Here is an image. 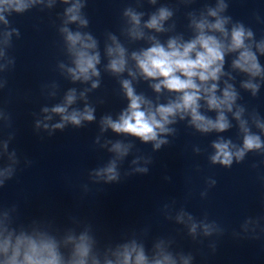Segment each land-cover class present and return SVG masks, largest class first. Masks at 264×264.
Returning <instances> with one entry per match:
<instances>
[{"label":"clouds","instance_id":"9594fccd","mask_svg":"<svg viewBox=\"0 0 264 264\" xmlns=\"http://www.w3.org/2000/svg\"><path fill=\"white\" fill-rule=\"evenodd\" d=\"M144 2L135 0V6L123 9L120 32L129 42L145 41L147 46L129 52L118 35L106 33L103 56L107 63L104 70L113 77L120 78L127 73L130 78L119 79L126 107L116 118L110 114L102 116L100 133L111 130L119 136L134 137L143 144L151 143L155 153L171 143L169 137L176 136L174 125L187 121V126L201 135L218 134L210 144L213 151L207 155L210 165L230 169L234 163H242L249 153L264 156V119L255 110L245 116L248 110L237 104L240 94L233 84L225 81L223 89L219 87L221 77L228 75L224 67L226 58L231 55V68L249 77L241 82V87L250 90L253 97L258 95L260 84L253 81L257 77L264 79V66L258 56V53L264 55V36L257 41L252 28L223 14L229 7L226 0H216L215 7L206 5L199 14H187L188 28L192 31L190 38L185 39L183 33H177L162 42L156 34L175 30L174 22L166 27L175 10L161 4L155 11L145 13L138 10ZM180 2L190 5L195 0ZM87 3L88 0H0V90L8 83L4 74L11 72L16 64L15 57L10 54L13 37L19 39L21 35L18 28L12 27L9 17L23 15L32 9L51 11L57 5L64 6L63 11L57 13V32L62 41L63 54L68 60L67 63L58 62L57 67L61 75L73 83H91V88L79 92V96L75 88H70L61 103L42 107L40 111L45 115L42 119H34L37 133L46 132L52 136L69 125L82 128L86 123L96 121V109L87 103V92L101 86L98 66L102 55L97 37L91 31L83 30L89 29L90 25L84 11ZM147 3L156 5L158 0H147ZM71 25H75V29ZM140 80L148 82L157 94L155 100L137 92L134 81ZM51 87L54 90L48 95L54 97L59 85L54 81ZM165 92L169 97L166 102H160V96ZM78 98L85 100L84 108L69 110ZM207 112H215L216 115L212 117ZM228 113L236 121L240 143L219 135L233 127ZM54 115L60 119L52 123ZM0 126L12 127L11 114L3 108H0ZM253 127L258 131H253ZM14 139L13 131H9L6 138H0V189L13 180L21 164L17 151L10 148ZM94 143L99 144V137ZM99 147L107 148L113 155L105 165L89 171L90 182L97 185L120 183L122 175L118 162L130 154L134 144L125 140H105ZM192 151L199 155L202 149L195 145ZM31 163L24 161L26 167ZM131 163L135 167L125 172L124 176L146 175L153 158L151 155L137 156ZM252 166L257 167L255 164ZM205 183L206 188L200 192L202 199L207 197L208 190L215 187L217 181L209 177ZM83 189L88 192V185H83ZM175 205V200L163 205L167 210L166 218L172 219L171 211L175 210L176 223L184 225L192 240L224 234L225 229L215 220H209L207 213L197 219L184 206L176 210ZM262 221L264 217H247L240 226V232L233 235L258 239L264 234ZM71 222L73 226L63 229L41 219L23 224L18 222L17 205H0V264H193L194 261L192 253L174 251V240L171 238L159 237L148 249L144 240L133 233L101 247L90 224L76 218H71ZM209 247L214 252L215 242H211Z\"/></svg>","mask_w":264,"mask_h":264}]
</instances>
